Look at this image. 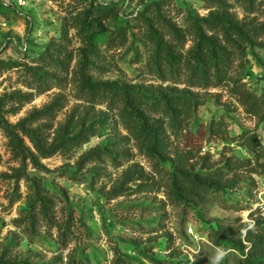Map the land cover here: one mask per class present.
Here are the masks:
<instances>
[{"label": "rangeland", "instance_id": "374dc122", "mask_svg": "<svg viewBox=\"0 0 264 264\" xmlns=\"http://www.w3.org/2000/svg\"><path fill=\"white\" fill-rule=\"evenodd\" d=\"M25 1L0 0V259L214 264L223 248L220 264H264V174L232 171L192 201L172 166L212 121L264 150V110L230 92L264 101V0ZM176 96L194 102L188 128L165 106ZM130 107L155 139L131 136ZM199 155L212 167L192 173L251 158L219 137Z\"/></svg>", "mask_w": 264, "mask_h": 264}, {"label": "trees", "instance_id": "16d2710c", "mask_svg": "<svg viewBox=\"0 0 264 264\" xmlns=\"http://www.w3.org/2000/svg\"><path fill=\"white\" fill-rule=\"evenodd\" d=\"M202 73H205V61L200 62L197 66ZM220 69L218 74L220 75ZM223 82V79H221ZM224 86H229V83L224 82ZM231 94L237 98L240 104L244 107L247 114L252 116H260L264 110V101L251 94L245 83L236 81L230 87ZM165 106L170 113L176 117L177 123L185 122V127H189L190 118L195 110L194 102L182 96H176L165 99ZM129 117L126 119V128L131 136L140 144L144 145L147 134H153L152 139L156 138L157 130L152 132L146 125V120L141 115L140 111L130 107ZM32 138H35V132H30ZM219 137L221 140L229 143H234L237 146L247 150L251 158L240 160L228 159L226 165L215 172H196L192 173L191 169L195 167L198 160L204 159L202 169H210L212 167L208 157H199L200 151L204 146L206 138ZM186 152L178 155L176 161L173 162L175 173L174 184L178 187L176 194L184 195L185 199L194 201L196 197L198 200H203L207 194L215 192L221 188V182L232 171L246 172L247 174H264V161L260 158L264 154L263 147L258 137L252 131H243L238 135L231 136L224 121H212L210 124H198L195 129H188L185 136ZM155 144L152 145L154 153H156ZM159 156L161 154L156 153ZM196 161V162H195ZM177 196V195H176ZM250 239V233L247 237ZM0 264H12L10 262L4 263L0 259Z\"/></svg>", "mask_w": 264, "mask_h": 264}, {"label": "clouds", "instance_id": "9594fccd", "mask_svg": "<svg viewBox=\"0 0 264 264\" xmlns=\"http://www.w3.org/2000/svg\"><path fill=\"white\" fill-rule=\"evenodd\" d=\"M227 255V251L223 248H218L216 250V255L214 258V264H220V262L224 259V257Z\"/></svg>", "mask_w": 264, "mask_h": 264}, {"label": "built area", "instance_id": "2783aa9c", "mask_svg": "<svg viewBox=\"0 0 264 264\" xmlns=\"http://www.w3.org/2000/svg\"><path fill=\"white\" fill-rule=\"evenodd\" d=\"M18 5L19 6H25L26 5V1L25 0H18Z\"/></svg>", "mask_w": 264, "mask_h": 264}]
</instances>
